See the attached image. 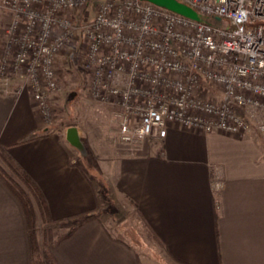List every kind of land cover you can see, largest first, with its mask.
<instances>
[{
	"label": "crops",
	"instance_id": "obj_1",
	"mask_svg": "<svg viewBox=\"0 0 264 264\" xmlns=\"http://www.w3.org/2000/svg\"><path fill=\"white\" fill-rule=\"evenodd\" d=\"M18 85V95L0 91V145L39 186L52 219L85 214L70 237L50 246L58 264H155L161 252L165 264H264V135L171 124L132 155L121 144L104 157L106 170L78 129L81 148L67 140L71 125H45L21 74L10 78L11 90ZM130 219L161 250L141 258L126 239ZM0 264H31L23 207L1 179Z\"/></svg>",
	"mask_w": 264,
	"mask_h": 264
},
{
	"label": "built area",
	"instance_id": "obj_2",
	"mask_svg": "<svg viewBox=\"0 0 264 264\" xmlns=\"http://www.w3.org/2000/svg\"><path fill=\"white\" fill-rule=\"evenodd\" d=\"M178 1L218 23L141 0H2L0 91L20 94L9 83L23 75L50 123L58 59L80 42L87 92L115 109L122 144L164 138L171 124L229 135L254 125L264 135V0Z\"/></svg>",
	"mask_w": 264,
	"mask_h": 264
},
{
	"label": "rangeland",
	"instance_id": "obj_3",
	"mask_svg": "<svg viewBox=\"0 0 264 264\" xmlns=\"http://www.w3.org/2000/svg\"><path fill=\"white\" fill-rule=\"evenodd\" d=\"M1 2L2 0H0V50L2 42L5 39L9 19L8 14L1 7ZM93 8L94 5L91 4L89 6L90 17L94 14ZM82 62L80 42L73 43L60 55L57 62V78L61 90L59 93L49 97V107L52 109L50 123H46L44 120L42 121L51 130H56V127H66L68 125L75 126L80 131L81 138L87 144L88 152L99 158L101 161L99 166L101 168L108 170L110 164L105 163L104 157L113 154L114 150L115 152L118 149L122 150V143L118 140V124L115 117V109L110 106L101 105L90 98L87 92L88 75L83 70ZM254 127L253 125L251 128L256 130ZM148 143L144 141L136 146L126 145V147L129 148V154L132 155L135 149L141 150L142 146ZM83 148L85 147L83 146ZM91 162L96 163L97 161L91 160ZM90 172L92 178L97 182L96 175L92 173L94 171L91 169ZM73 219L80 221L81 217L75 216ZM71 224V220H68V222L62 221L55 230L56 236L60 237L65 234L71 228ZM125 226L130 230V233L125 234L126 239L138 247L141 258L145 257L144 254H149V251H153L151 252L153 254L155 252L157 253L158 248H161L156 241L149 240V231L143 224H139L136 220L130 219L126 222ZM112 230L116 231V226L114 228L112 227ZM159 255V258H155V264L160 262V260L164 264L170 261L166 260L163 252Z\"/></svg>",
	"mask_w": 264,
	"mask_h": 264
},
{
	"label": "trees",
	"instance_id": "obj_4",
	"mask_svg": "<svg viewBox=\"0 0 264 264\" xmlns=\"http://www.w3.org/2000/svg\"><path fill=\"white\" fill-rule=\"evenodd\" d=\"M202 19V22L205 23H218L214 17L202 16ZM0 179L13 192L23 207L30 241L31 264H58L50 246L70 237L83 223L85 214L75 215L81 217L80 221L73 219L75 216L61 220L52 219L39 186L13 158L8 148L2 145H0ZM68 220H71V228L65 234L57 237L55 230L62 221L68 222Z\"/></svg>",
	"mask_w": 264,
	"mask_h": 264
},
{
	"label": "water",
	"instance_id": "obj_5",
	"mask_svg": "<svg viewBox=\"0 0 264 264\" xmlns=\"http://www.w3.org/2000/svg\"><path fill=\"white\" fill-rule=\"evenodd\" d=\"M151 3L157 7L166 9L170 12L179 14L181 16L193 19L195 21H203L202 16L199 15L192 7L178 0H141ZM219 20L218 17H216ZM66 137L69 143L77 148H81V140L78 134V130L75 126H70L66 130Z\"/></svg>",
	"mask_w": 264,
	"mask_h": 264
}]
</instances>
